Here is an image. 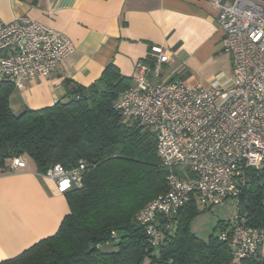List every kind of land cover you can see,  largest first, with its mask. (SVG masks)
I'll return each mask as SVG.
<instances>
[{
	"label": "trees",
	"instance_id": "trees-1",
	"mask_svg": "<svg viewBox=\"0 0 264 264\" xmlns=\"http://www.w3.org/2000/svg\"><path fill=\"white\" fill-rule=\"evenodd\" d=\"M132 82L110 63L90 85L66 79L64 100L20 113L10 104L13 81L0 84L2 171H13L15 157L33 160L41 174L56 164L66 170L85 165L80 184L64 192L70 211L57 231L0 264H264L260 253L236 260L222 237L236 216L264 228V168L248 169L237 213L219 221L218 233L203 239L191 230L200 211L191 200L160 218L170 229L159 245L151 244L138 213L169 190V169L162 165L156 131L126 121L115 108Z\"/></svg>",
	"mask_w": 264,
	"mask_h": 264
},
{
	"label": "built area",
	"instance_id": "built-area-1",
	"mask_svg": "<svg viewBox=\"0 0 264 264\" xmlns=\"http://www.w3.org/2000/svg\"><path fill=\"white\" fill-rule=\"evenodd\" d=\"M208 1L217 10L225 32L223 48L232 60L228 84L150 81L148 75L159 76L169 60L167 50L155 46L154 68L146 59L138 60L132 84L115 103L126 121L156 131L162 165L169 169V190L138 213L154 246L170 229L161 217L175 215L191 200L212 207L236 199L247 183L248 169L264 168V1ZM74 48L65 32L42 21L26 17L6 22L0 17V84L11 80L23 90L48 77ZM25 166L23 157H15L9 167L16 171ZM84 168L83 162L70 170L56 164L43 175L64 193L80 184ZM222 237L228 238L238 260L260 253L264 228L236 216L231 233Z\"/></svg>",
	"mask_w": 264,
	"mask_h": 264
},
{
	"label": "crops",
	"instance_id": "crops-1",
	"mask_svg": "<svg viewBox=\"0 0 264 264\" xmlns=\"http://www.w3.org/2000/svg\"><path fill=\"white\" fill-rule=\"evenodd\" d=\"M0 17L42 21L65 32L75 46L48 77L23 90L15 87L10 97L15 113L64 100L66 79L90 85L110 63L129 77L140 59L154 68L155 46L165 48L169 60L159 76L148 75L152 82L228 84L232 75L225 32L208 0H0ZM69 211L65 194L33 160L16 171L0 169V261L54 234Z\"/></svg>",
	"mask_w": 264,
	"mask_h": 264
},
{
	"label": "rangeland",
	"instance_id": "rangeland-1",
	"mask_svg": "<svg viewBox=\"0 0 264 264\" xmlns=\"http://www.w3.org/2000/svg\"><path fill=\"white\" fill-rule=\"evenodd\" d=\"M177 170H181V167H177ZM196 203L200 211L191 220L190 226L191 230L203 239H207L214 232H219L217 227L220 220H232L237 213V200L235 198H227L211 208H205L199 201Z\"/></svg>",
	"mask_w": 264,
	"mask_h": 264
}]
</instances>
